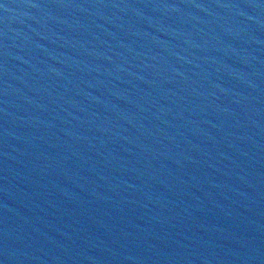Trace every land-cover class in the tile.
<instances>
[{
    "label": "water",
    "instance_id": "water-1",
    "mask_svg": "<svg viewBox=\"0 0 264 264\" xmlns=\"http://www.w3.org/2000/svg\"><path fill=\"white\" fill-rule=\"evenodd\" d=\"M0 264H264V0H0Z\"/></svg>",
    "mask_w": 264,
    "mask_h": 264
}]
</instances>
